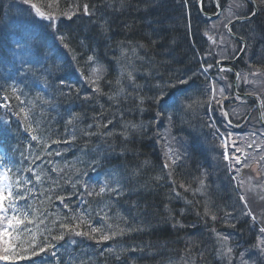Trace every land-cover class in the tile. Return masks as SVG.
Returning a JSON list of instances; mask_svg holds the SVG:
<instances>
[{
  "label": "trees",
  "instance_id": "1",
  "mask_svg": "<svg viewBox=\"0 0 264 264\" xmlns=\"http://www.w3.org/2000/svg\"><path fill=\"white\" fill-rule=\"evenodd\" d=\"M73 2L74 0H60L61 7ZM78 2L81 5L88 3L90 7L95 5L94 14L87 17L80 14L72 21L62 17L64 22L58 27V31L67 36L71 48L77 54L76 60L72 59L71 52L60 46L58 40L53 39L52 30L44 35L39 31L32 37L53 48L55 55L41 61L36 75L41 80L48 73L60 71L80 76L73 70L77 65L84 67L87 75L84 61L88 55L94 53L104 69L103 79L99 82L104 94L87 95L88 98H84V107L76 115L83 118L85 126L96 127L97 132L104 135L105 141L101 142L98 135L70 136L62 123L49 122L45 125L52 133L46 138L40 137L41 130L34 124V134L38 133L41 140H44L33 141L29 131L26 132L28 124L22 122L18 125L15 122L18 117L13 113H18L21 107L17 108L15 103H10L13 105L11 115L2 121L10 123H0V140L8 143L5 150L10 153L14 165L11 173L14 189L15 182L19 181V187L27 197L26 200L19 201L20 206L27 208L32 213L30 218L35 220V212L44 196L39 192L33 195L34 198L32 195L29 197L28 190L34 184L31 181L33 176L46 177L49 182L43 187L60 184L52 197L53 204H59L60 209L56 214L52 204H48L47 212L42 213L43 220L46 218L55 221L67 215L60 214L67 208L56 199L58 195L64 196V203L77 211L79 207L76 198L80 193L81 199L88 198L91 205H101L113 214L120 215L114 224L118 222L121 227L132 229L114 238L118 240L119 245L111 241L114 239L108 241L107 245L112 251H104L106 246L96 244L95 240L80 237L78 245L80 242L88 245L85 250L88 261L95 264H122L125 263L127 254L122 248L132 247L138 260H130L127 264H219L214 256L216 249L215 239L212 237L213 229L214 233L220 231L236 235L246 231H237L235 224L213 222L214 205L211 206L210 203L216 202L215 206H218L221 201L214 195L211 196V193L200 195L197 192L199 177L196 176V161L192 165L189 154L183 150L182 166L168 171L160 141L157 140V129L147 120L161 113L164 101L174 99L182 89L189 91L191 88L188 85L194 84V80L204 82L205 73L201 72L203 67L212 65L209 69L217 73L214 66L220 56L214 47L220 44L216 36L212 37L208 30L205 31L207 22L199 16L197 0H138L139 3L133 0L136 7L133 13L129 14L122 11L119 0ZM221 2L224 6L225 0ZM256 2L259 16L250 23L233 27L232 31L247 43V52L237 64L240 67L239 73L242 77H252L254 71L261 79L259 83H262L248 89L243 87L242 92L257 95L264 105V3H261V0ZM204 7L212 11L213 0H204ZM147 8L160 16L147 19ZM13 15L18 17V11H14ZM79 16H82L80 20ZM1 33L3 32H0V36L5 37ZM15 39L16 37H10L8 44L0 43V86L1 81L6 83L9 75L13 73L8 63L12 62L15 69L18 68L12 54ZM231 46L235 48L233 55H236L240 44L231 41ZM249 57H252V61L247 64ZM128 72H132L133 79L128 78ZM189 76L191 79L187 84L179 83L180 79H187ZM224 76L229 79L225 74ZM229 76L233 79L232 74ZM117 80L120 81L119 84L116 83ZM170 82L175 87L169 86ZM65 88L67 90V87ZM161 92L165 95L157 103L155 98L159 97ZM204 94V91L197 92L195 96L201 97H191L189 103H192V107L187 108L195 112H207L208 109L200 110L204 101L209 100V96L204 97ZM109 96L113 98L109 99ZM141 99L143 104L140 103ZM247 103L253 104L251 100ZM136 110L140 112L141 121H131L126 117L127 112ZM214 113L216 114L217 110ZM249 116L245 127L257 130L254 126L257 124L255 115ZM109 120L111 123H108ZM190 120L187 114L183 115L184 123H189ZM105 124L107 127H104ZM133 124L137 126L135 129L131 127ZM70 126L74 128L72 124ZM14 133L22 136L21 139L14 138ZM53 133L59 143L52 142ZM24 137L31 140V149L26 148ZM194 140L205 142L202 137H193ZM105 143L109 150L103 148ZM58 147L64 151H59ZM65 151L69 152L61 155ZM57 152L60 154L57 155ZM69 153L74 159L64 161V155ZM88 162L99 164L101 168L109 167L114 174L108 172V175H97L90 169ZM18 168L20 170L17 173ZM53 168L57 171H52ZM77 181L80 183L76 184ZM85 182L88 191L98 193L99 188L107 183L110 187L118 186L121 194L117 196L115 192H105L89 196L83 187ZM73 184L76 186L73 187ZM174 224L176 226H173ZM27 227L29 228L28 225ZM34 233L40 237L39 231ZM115 254L122 257L117 259ZM142 254L144 258L141 257ZM168 254L173 256L165 259ZM32 259H43L44 264H50L42 254ZM15 264H31V261L21 260Z\"/></svg>",
  "mask_w": 264,
  "mask_h": 264
},
{
  "label": "snow or ice",
  "instance_id": "2",
  "mask_svg": "<svg viewBox=\"0 0 264 264\" xmlns=\"http://www.w3.org/2000/svg\"><path fill=\"white\" fill-rule=\"evenodd\" d=\"M252 3H256V0H251ZM23 3L30 4L31 9L34 10V22L39 23L40 21H44L46 23L43 24V27L46 29H51L53 34V39L58 40L60 42V46L64 49H67L72 53V59L75 61L77 54L71 48L68 38L66 35L60 33L58 31V22L61 17L72 21L73 17H76L80 14L85 16H91L95 12V5H90L88 3H83L82 5L78 2V0H74L72 4H65L61 7L60 0H49V2L43 7H38L37 4L31 3L30 0H23ZM261 3H264V0H261ZM217 6L218 0H217ZM255 15V13H253ZM239 18V17H238ZM231 23V21H230ZM227 27V25H226ZM231 29L229 28V32ZM14 50L13 56L18 65L17 75L19 76H36V71H38V65H40L42 60L50 59L55 55V50L51 48L49 45L44 44L40 41L35 40L30 32H24L21 37L16 38L14 41ZM135 51V50H134ZM84 65L87 66V75L85 73V68L77 65L73 70L76 71L81 77H84L85 82L89 84L92 88L93 93L104 94L103 90L100 86V81L103 79V66L96 60L95 54H90L85 58ZM203 67V66H202ZM212 65H208L207 67H203V71L207 72ZM220 71H231V69L221 68ZM257 73L253 72L252 75H256ZM123 75V73H122ZM128 78L133 79L132 72H128ZM193 76L195 73L192 74ZM237 79L240 78V74L237 73ZM191 79L189 76L187 79H180V84H187L188 80ZM223 79V77H221ZM246 79V77H245ZM117 84L120 83L119 80L116 81ZM60 84L65 85L66 81L64 79H60ZM171 87H175L174 84H169ZM11 87V94L15 96V99L19 101L20 104H24L25 101L21 99V95H17L19 91L21 94L23 92L22 89H18L16 86ZM68 95H71L72 85L68 84ZM0 91H7L6 89L0 88ZM123 91V89H120ZM188 89H182L181 94L186 93ZM216 89L213 86L212 88V96L207 101L210 105L212 99L215 98ZM78 94V93H77ZM219 94L221 96L224 95V88L221 87L219 89ZM164 93L161 92V95L155 98V101L158 103L164 97ZM86 99L88 97H85ZM112 96H109V99H112ZM226 98V97H225ZM3 103H0V107L10 108L9 96L6 94L2 97ZM140 103L143 104V99L140 100ZM175 103V101H174ZM219 103V101H217ZM186 107L191 108L192 103L186 105ZM18 118H20L21 114H23V118L25 121L28 120V113L25 112L24 108H20L18 113H13ZM160 115V113H157ZM225 117H227V113H224ZM73 119H78L77 116H73L69 123L72 122ZM171 119V117H169ZM0 123H10L7 121ZM108 123H111L109 120ZM229 123H231L229 121ZM212 127L213 125H209ZM91 127V126H90ZM107 127V124L104 125ZM128 127V126H126ZM132 128H136V125H131ZM27 129L29 134L31 135V139L33 141H40V137L32 134L33 129L31 127V123L28 124ZM219 132V129L216 130ZM95 133L86 132L85 135H93ZM221 136L225 135L224 133H220ZM228 136H231V133H228ZM127 138V137H126ZM60 141H53V143H59ZM67 142V141H65ZM255 143V141H253ZM224 146L227 149V142L224 141ZM251 145H249L250 147ZM233 147L235 148V152H240L241 148L235 147V143H233ZM60 153L57 152V155ZM224 158L229 159L227 151H225ZM235 163H240V158L233 155L232 157ZM264 159V156L261 157ZM174 162V161H173ZM248 165H245L247 167ZM14 165L12 164V159L10 153L5 152L4 154H0V252L3 255H0V260H8L12 261L15 264L16 261L21 260H30L31 264H44V260H35L33 257L39 256L41 253L46 252L49 249H55L57 244L60 241L65 239L66 235L76 236V237H87L89 239L95 240L97 244L109 241L110 239H114L117 236H122L126 233V231H131L132 229H126L125 227H121L119 223H107L103 228L95 227L91 223L90 219H86L84 215H76L75 212L70 208L68 204H64L65 197L62 195L56 196V199L60 201L61 204H64L65 208L69 209L71 214L64 215L58 218V220L53 221V228H46V231L50 234V239L48 236H45L43 240L38 239L36 233L32 232L30 228L27 227L28 224L33 223V219L30 217L32 213L25 207H21L19 201L26 200L24 190L19 187L20 182L16 181V187L14 189V184L10 181L9 172L12 171ZM165 167H169L168 164H165ZM31 171V169H29ZM52 171H57V169L53 168ZM35 175V174H34ZM36 181L39 182L41 180V176L36 175ZM26 183L28 181H25ZM80 183L77 181L76 184ZM73 184V187L76 186ZM118 184V182H117ZM83 187L89 196L91 195H101L105 192H115L117 196L121 194L118 186L113 185L109 186L105 183L103 186L99 188V192L96 193L94 191H88L87 182L83 184ZM181 187H184L181 185ZM187 190V189H186ZM29 192L32 190L29 189ZM179 195V193H177ZM51 199V197H49ZM241 201L245 200L244 196H240ZM247 207V205L245 204ZM205 214H208V211H205ZM251 215V212L247 213ZM105 217H102L104 219ZM212 219L215 220L216 217L213 215ZM256 218L253 216V220ZM40 223H44V220H40ZM173 226H176L175 224ZM183 226V225H181ZM214 231V229H213ZM260 233H264V227L260 228ZM221 239L227 243V238L220 236ZM258 243L255 245L261 254H264V237H258ZM55 241L56 243H53ZM70 243L74 244L75 240H71ZM112 251L111 248L108 249ZM135 251V249H132ZM233 251L232 248H227V252L231 253ZM245 253H240L241 259L243 260ZM51 256L56 257V251H51ZM119 259V256H117ZM229 264H231V257H229ZM243 264H248L247 261H243Z\"/></svg>",
  "mask_w": 264,
  "mask_h": 264
},
{
  "label": "bare ground",
  "instance_id": "3",
  "mask_svg": "<svg viewBox=\"0 0 264 264\" xmlns=\"http://www.w3.org/2000/svg\"><path fill=\"white\" fill-rule=\"evenodd\" d=\"M119 3L121 5L122 11L127 14L133 13L136 7L133 0H119ZM137 3H139L138 0H137ZM258 8H259L258 6H255V8L253 6L241 7V9H246L249 11L256 10V12H254L255 15L253 14L251 15L248 12L236 11L233 13V18L235 20V23L241 25L246 19L248 20L251 19L248 23L252 22L254 19H256V17L259 16ZM187 9L189 10V8ZM156 16H160V14L148 8L146 9L145 17L147 19H150V17H156ZM63 22H64V19L61 17L58 24H61ZM209 28H210V25L206 23L205 31H207ZM214 48L216 50L215 52H217L218 55L220 56L219 59H217V62H216L217 64L223 65V63L234 62L231 65V67H235V69L239 71L240 67H238L237 64L242 61V59L244 58V54H245L244 53L243 55L240 56L239 59H237L238 56L242 52L241 44H240V50H238V53L236 55H233L235 48H232L230 50H226L227 48H221L220 46H215ZM223 53H226V54L223 55ZM8 67L10 68L11 72L15 71V65L12 62L8 63ZM245 76L240 77L242 81L244 80ZM60 79H63V78L55 77L53 73H48L44 75L42 83L44 85L50 86L56 93V99L58 100L59 106L61 108V119H62V124L64 125V130L70 136L71 135H81V134H85L86 132L95 133L93 135H98L100 137L101 142L105 141L104 135L98 133L96 127L85 126V124L83 123V118L78 117L76 115L75 106L72 103L67 101L68 90L65 91V90L60 89V85H61ZM219 81H227V80L225 78L221 79L220 77ZM232 81H234V79H232ZM188 87L192 89L194 87V84H189ZM0 88L7 90V91H0V97L6 94L9 95L8 86L6 83H2ZM243 90L244 89H241V88L236 89V93L244 95V96L248 95L247 93H243L242 92ZM233 98L235 100L234 102L235 108L240 110L239 106L236 104L237 101L240 99V97L233 96ZM21 99L25 101L32 99L35 101V105L33 107L24 109L25 112L28 113L27 121L24 120L23 114H21V121L27 124L29 123L31 124L37 123L41 125L46 124L49 118L51 117V114L56 106V102L54 100L40 102L35 99L34 95H21ZM12 100L14 101V103L18 102V100L15 99V96H12ZM173 100L174 99L172 98L170 100L164 101V103L161 106L162 110H161L160 115L156 114L154 117L148 118L147 120L155 126L156 125L163 126L166 129V131L172 133L176 141L177 149L184 150L189 154L192 165H194L196 161V166L198 167V172L196 173V176L199 177V181L197 184V187H198L197 192L200 195L201 194L208 195L209 193H211L210 194L211 196L214 195L215 198L221 201L219 205L226 206L228 208L232 206L229 208L231 210H233V202H231V199L232 201L235 200L238 211L243 212L245 210L244 207L242 205H239L237 202L239 201V203H242L245 206L246 203L245 201H241L240 196H243L242 194H244V197H245L246 192L240 191L237 184H235L232 173L229 171L226 159L224 158V154L222 153L223 149L219 148L216 145V141H215L216 137L213 138V135H212V132H214L212 127H215L216 130L219 129V133L225 134L227 131L226 128L233 124L226 121V119L222 121V119H220L221 116L215 113L202 112L198 110H196V112L191 111L186 107L185 104L181 105L179 109L172 110L170 112V104L172 103ZM248 108L252 115H256L258 113L256 106H254L253 104L248 103ZM184 114H187V116H189V118L191 119L190 120L191 122L184 123L182 121V117ZM125 115L131 121L140 120L139 118L140 112L138 110H136L135 112H127ZM73 116H77L78 119H73L72 122L69 123V120ZM169 117H171V119H169ZM231 118L232 117H229L230 120H233ZM209 119L211 120V122L209 121ZM233 123L237 125L235 121ZM71 124L73 125L74 128L70 126ZM212 124L213 126L210 127L209 125H212ZM248 133H249V130H248ZM14 135L16 136L14 137L16 139H21L22 137V136L20 137L19 134L17 133H14ZM193 137L194 139L195 137H202L204 138L205 142L203 143L197 140L193 141ZM105 144L106 145L103 148L109 150L110 148H108L107 143ZM72 159H74V156L71 153L64 155V158H63L64 161L72 160ZM88 165H90V169L94 171V173L97 175H101L103 173L105 174L107 172L114 174V172L110 171L109 167L101 168L99 164H95L91 162H88ZM181 166L182 165L178 163L176 167L179 168ZM230 196L233 198H230ZM249 198L250 196L247 195L245 199H249ZM252 205L253 203L251 202V208L245 206L246 212L247 213L251 212V215L246 214L244 218H239L234 213L232 214L228 213V216H230V220L227 223L235 224L237 231L248 232L247 230L251 231L253 226H255L256 229L260 230L261 227H264V217L261 218L260 214L256 212L257 210L255 208V205L254 206ZM261 207L264 212V201L261 202ZM107 212L108 211H105L103 214L104 216L106 215V218L104 219L94 218V219H90V221L94 223V225L97 227L106 226ZM225 214L227 216V212L222 213V215H225ZM253 216L257 219V221L256 219L253 220ZM114 217L116 219H119L120 215L114 214ZM128 223H132V222H128ZM87 247L88 245L86 243L80 242L78 245L77 251L84 253ZM124 250L126 251L127 254L125 255V258H124L125 263L122 262V264H127L129 263L130 260H133V259L138 260L137 255L135 254V252L132 251V247L125 248ZM117 256H119V258L122 257L118 254H115L116 258ZM169 256H173V255L168 254L165 256V259ZM141 257L144 258V255L142 254ZM88 264H95V263L88 261Z\"/></svg>",
  "mask_w": 264,
  "mask_h": 264
},
{
  "label": "rangeland",
  "instance_id": "4",
  "mask_svg": "<svg viewBox=\"0 0 264 264\" xmlns=\"http://www.w3.org/2000/svg\"><path fill=\"white\" fill-rule=\"evenodd\" d=\"M217 2V0H216ZM219 4L221 0H218ZM247 6V4L244 2V0H225L223 11L220 10V18L218 19V22H223L224 26L221 27L222 29L219 30L222 33L224 32L225 24L229 21H231L233 18V13L236 11L242 12L246 11L250 13V11H247L246 9H241V7ZM216 28H219L217 26H213L210 24V30L213 35L214 30ZM226 38V37H225ZM227 40L220 39L216 37V40L220 44L221 48H226V50L232 49L230 39L226 38ZM226 53H223L225 55ZM253 57V56H252ZM252 57L248 58L247 64H250L252 61ZM250 68V67H249ZM202 73H205L204 75V82L199 80H194V87L187 91L186 93L176 94L174 97V100L170 104V112L172 110H177L181 107V105L189 103L191 101V97L194 96V99H199L200 96H195L197 92L204 91L205 96H212V88L213 86L216 89L215 98L212 99L211 104L209 105L208 102L204 101V106L200 110L208 109L207 112L214 113V111L210 112L209 109H215V106H217L220 110L217 111V115L221 116L220 119L224 121H230L233 125L226 128L225 135L221 136L219 132L216 131L215 127H212L213 131L212 135L213 138L216 137V145L223 149L222 153L225 154V151H227L229 159L226 160L227 166L229 171L232 173V176L234 178L235 184L239 187V190L242 192H246V196H250L249 199H245V203L247 207L251 208V202L253 203L252 206L255 205L256 212L260 214V217H264V212L261 207V202L264 201V159H261L262 156H264V130L259 128L256 131H251L252 129H248L241 127V125H245L246 122L250 119V116L248 120L242 119V117H245L249 115L250 111L249 108H247V100L245 99H239L237 101V105L239 106L240 110L236 109L234 106V98H233V92L232 89V79L229 75H231V72L228 71H218V73L213 72V69H209L207 72H204L203 69L201 70ZM254 72V71H253ZM252 72V73H253ZM224 74L229 78L228 80L225 78ZM220 77H224L227 81H219ZM246 77V79H245ZM244 77V80L242 81L241 78H239L236 81V89H239L240 87H246L247 89L250 87H257L262 85V83L254 84L250 86V81H261V79L256 75H246ZM232 83H229V82ZM264 85V84H263ZM223 87L224 88V95L221 96L219 94V89ZM226 97V98H225ZM257 98V97H256ZM175 101V103H174ZM219 101V103H217ZM258 101V99H257ZM259 102V101H258ZM260 105L261 109V117L264 121V105ZM196 108V107H195ZM227 113V117H225L224 113ZM246 113V115H244ZM244 115V116H243ZM250 115H252L250 113ZM229 117H232L230 120ZM239 117V118H238ZM228 118V119H227ZM242 119V120H241ZM257 124H254V126H259V123L257 120L259 119L258 115L254 117ZM211 122V120L209 119ZM239 123L240 121H246L245 123H240L238 125H235L233 122ZM213 125V124H212ZM157 129V137H159L160 141V147L163 146L161 141H164V148H161L162 154L164 157V160L166 164L169 165V169H172L173 166H177L178 163H180V156L178 154V150L176 147V142L173 144V141L168 136V133L166 129L163 126L154 125ZM228 133H231V136H228ZM200 135V134H199ZM224 141L227 142V149L224 146ZM255 141V143H253ZM204 143V141H203ZM233 143H235V147L241 148L240 152H235V148L233 147ZM249 145H251L249 147ZM184 146V145H183ZM233 155L240 158V163H235L234 159L232 158ZM174 161V162H173ZM245 165H248L245 167ZM245 171V172H244ZM242 188V189H240ZM244 196V194H242ZM230 198H233L230 196ZM231 202H233V210L229 209L226 206L222 205H216V202L210 203V205H214V216L216 217L213 222L216 220H219L220 222H229L230 216H228V213H234L239 218H244L247 214L246 208L242 203L237 202L239 205H242L244 207V211L240 212L238 211L236 207V201L231 199ZM253 208V207H252ZM223 212H227V216L222 215ZM248 215V214H247ZM232 218V216H231ZM257 221V219H256ZM221 222V223H222ZM220 225V224H218ZM216 231V228H215ZM243 234H234L230 232H212V237L215 239V253L214 256L219 264H229V257H231V264H243V261H247L248 264H264V254H261L260 250L255 247L258 243V237H264V233H260V230L256 229L255 226L252 227V230ZM217 234H220V236L227 238V243L225 244V241L221 239ZM255 245H253V243ZM232 248L233 251L231 253L227 252V248ZM240 253H245L243 260L241 259Z\"/></svg>",
  "mask_w": 264,
  "mask_h": 264
},
{
  "label": "water",
  "instance_id": "5",
  "mask_svg": "<svg viewBox=\"0 0 264 264\" xmlns=\"http://www.w3.org/2000/svg\"><path fill=\"white\" fill-rule=\"evenodd\" d=\"M247 1H249L250 2V0H247ZM201 2H202V0H199L198 1V7L201 9ZM253 6L255 5L254 3H252V2H250ZM214 5H215V7L216 8H218L217 7V5H216V2L214 1ZM218 14H219V9H217V15L215 16V17H212V16H206V15H204V14H202L203 15V17L204 18H209V19H214V18H216L217 16H218ZM251 20V19H250ZM250 20H248V19H246V20H244L245 22L246 21H250ZM233 24H236L235 22H232V23H230L229 24V26L227 27V30H228V32H229V28H230V26H232ZM229 34H230V32H229ZM231 37L234 39V40H236V41H239L241 44H242V52H241V54L238 56V58L237 59H239L240 58V56L241 55H243L244 53H245V50H246V44H245V42L243 41V40H240V39H238L237 37H235V36H233V35H231ZM234 62H228V63H223V68H225V69H231V71L233 72V74H234V93H235V96H239L237 93H236V81H237V73L232 69V68H230V66L233 64ZM218 67L220 66V64H218L217 65ZM221 69V68H220ZM244 98H253V99H256L255 97H253V96H249V95H246V96H243ZM258 112H259V117H260V121H261V124H262V126L264 127V122L262 121V118H261V116H260V105L258 104Z\"/></svg>",
  "mask_w": 264,
  "mask_h": 264
}]
</instances>
